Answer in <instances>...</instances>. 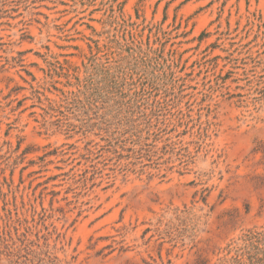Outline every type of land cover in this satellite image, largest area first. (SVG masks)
<instances>
[{
    "label": "rangeland",
    "instance_id": "1",
    "mask_svg": "<svg viewBox=\"0 0 264 264\" xmlns=\"http://www.w3.org/2000/svg\"><path fill=\"white\" fill-rule=\"evenodd\" d=\"M0 264H264V0H0Z\"/></svg>",
    "mask_w": 264,
    "mask_h": 264
}]
</instances>
